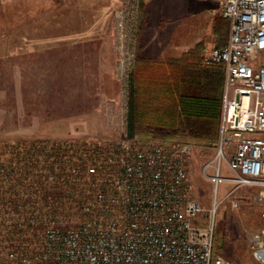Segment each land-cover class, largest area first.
I'll return each instance as SVG.
<instances>
[{
  "label": "rangeland",
  "instance_id": "374dc122",
  "mask_svg": "<svg viewBox=\"0 0 264 264\" xmlns=\"http://www.w3.org/2000/svg\"><path fill=\"white\" fill-rule=\"evenodd\" d=\"M132 2L1 0L0 149L4 143L19 140L88 143L104 151L118 142L191 143L187 163L190 194L204 209H213L215 200L219 203L214 253L233 264H258L250 253L248 237L264 228V198L259 187L243 186L228 195L234 185L222 181L215 191L204 167L213 159L217 142L148 133L129 139L128 90L126 94L119 69L121 43L134 49L136 60L151 48H198L203 56L206 49L227 42L230 22L214 2L140 0L138 23L126 26ZM88 51L93 52L95 73L79 80L75 69L87 65ZM213 172L210 168L209 173ZM222 175H233L226 163ZM233 199L238 201L237 207L232 206ZM86 218L78 214L70 222L63 219L49 227L69 229ZM44 228L39 229L38 239L28 243L30 247L39 244Z\"/></svg>",
  "mask_w": 264,
  "mask_h": 264
},
{
  "label": "built area",
  "instance_id": "2783aa9c",
  "mask_svg": "<svg viewBox=\"0 0 264 264\" xmlns=\"http://www.w3.org/2000/svg\"><path fill=\"white\" fill-rule=\"evenodd\" d=\"M194 1L218 4L230 22L226 44L212 46L202 56L203 64L222 65L225 70L219 137L204 174L215 191L220 182L228 181L234 185L228 195L243 186H257L264 198V0ZM139 2L133 0L125 25L138 23ZM119 53L127 94L135 51L121 43ZM192 149L187 142L113 143L88 168L94 199L85 209L87 218L69 229L47 225L37 246L11 252L8 260L11 264H233L214 253L219 203L215 200L213 209H204L190 194L187 163ZM223 163L232 176L222 175ZM231 203L238 206L235 199ZM248 246L254 260L264 264V228L250 233Z\"/></svg>",
  "mask_w": 264,
  "mask_h": 264
},
{
  "label": "trees",
  "instance_id": "16d2710c",
  "mask_svg": "<svg viewBox=\"0 0 264 264\" xmlns=\"http://www.w3.org/2000/svg\"><path fill=\"white\" fill-rule=\"evenodd\" d=\"M139 62L137 58L128 83L127 137L148 133L217 142L224 67L203 64L198 48L172 62ZM148 67L154 69L152 81H142ZM104 152L101 146L66 141L19 140L3 144L0 252L4 255L0 256V264H11L7 254L29 248L28 243L38 239L42 227L63 219L70 222L78 214L88 216L85 209L94 199L88 168Z\"/></svg>",
  "mask_w": 264,
  "mask_h": 264
},
{
  "label": "crops",
  "instance_id": "0c3cea01",
  "mask_svg": "<svg viewBox=\"0 0 264 264\" xmlns=\"http://www.w3.org/2000/svg\"><path fill=\"white\" fill-rule=\"evenodd\" d=\"M147 9V5H145ZM228 41V40H227ZM189 51L184 47H175V48H161V49H146V51H142L141 55L138 57L139 63H162V62H172L179 60L184 53ZM87 65L78 67L75 69V75L77 79H85L86 77L89 78L90 75L94 76L95 73V59L93 56V52L88 51L87 53ZM153 67L146 68V72L141 77L142 81H152L153 74H154ZM222 76V75H221ZM140 78V77H139ZM222 80V79H221Z\"/></svg>",
  "mask_w": 264,
  "mask_h": 264
}]
</instances>
